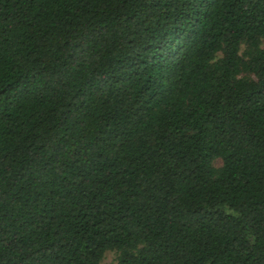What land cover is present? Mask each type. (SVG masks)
Segmentation results:
<instances>
[{
    "label": "trees",
    "instance_id": "obj_1",
    "mask_svg": "<svg viewBox=\"0 0 264 264\" xmlns=\"http://www.w3.org/2000/svg\"><path fill=\"white\" fill-rule=\"evenodd\" d=\"M263 41L264 0H0V264H264Z\"/></svg>",
    "mask_w": 264,
    "mask_h": 264
},
{
    "label": "rangeland",
    "instance_id": "obj_2",
    "mask_svg": "<svg viewBox=\"0 0 264 264\" xmlns=\"http://www.w3.org/2000/svg\"><path fill=\"white\" fill-rule=\"evenodd\" d=\"M263 47H264V41H263ZM245 50H246L245 45H242L240 52H241V53H244ZM220 58H222V54H221V53H219V54L217 55V59H216V60H218V59H220ZM214 165H215L216 167H220V166H222V161H221V160H216V161L214 162ZM119 256H120V252H119L118 250H108V251L104 254V257H103L101 263H102V264H117V263H118V258H119Z\"/></svg>",
    "mask_w": 264,
    "mask_h": 264
}]
</instances>
